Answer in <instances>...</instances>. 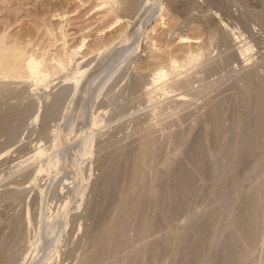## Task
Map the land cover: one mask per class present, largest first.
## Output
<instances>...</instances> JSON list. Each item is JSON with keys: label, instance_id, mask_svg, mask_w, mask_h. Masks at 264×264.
<instances>
[{"label": "bare ground", "instance_id": "1", "mask_svg": "<svg viewBox=\"0 0 264 264\" xmlns=\"http://www.w3.org/2000/svg\"><path fill=\"white\" fill-rule=\"evenodd\" d=\"M171 2L178 19L169 24L162 0H100L112 26L133 23L108 49L86 36L70 47L66 25L48 28V44L0 27V172L9 178L0 188V264H175L187 236L197 264H213L252 189L261 191L248 216L258 238L236 235L227 249L235 264H264V58L247 67L264 37V0ZM158 12L169 27L156 40L171 34L187 47L177 52L171 39L164 50L153 39L150 49L166 53L152 49L160 59L146 64L137 41ZM143 61L145 71L134 72ZM15 151L21 159L9 165ZM201 217L210 221L202 235Z\"/></svg>", "mask_w": 264, "mask_h": 264}, {"label": "rangeland", "instance_id": "2", "mask_svg": "<svg viewBox=\"0 0 264 264\" xmlns=\"http://www.w3.org/2000/svg\"><path fill=\"white\" fill-rule=\"evenodd\" d=\"M163 1V5H164V3H165V7H164V10L162 11V16H164L163 14L165 13V17H164V19H165V21H167L169 24H171L170 22L172 21V23H174V21L176 22V19H178L176 16L178 15L177 13H172V12H174L175 10H178V8L176 7L177 5L176 4H174L175 2H171V4L169 3L170 1H172V0H162ZM169 5H170V7H169ZM60 6V7H59ZM166 8V9H165ZM173 10H172V9ZM176 8V9H175ZM59 9H62L61 11L59 10ZM170 9V10H169ZM165 11V12H164ZM56 12L57 13H60V14H62V13H65L66 15L64 16V18L63 17H59L58 15L57 16H55V14H56ZM110 11L106 8V7H101L100 6V0L98 1V0H0V27L2 26V28H5V27H3V26H7L6 27V31L9 33V36H14L15 38H16V36L18 37V39L19 38H21L23 41H24V39L25 40H28V41H31L32 39H33V41H36V39H38L39 38V40H40V42H46V44H48V43H50V38L48 37L49 35L48 34H45V33H48V28L49 29H52V30H54L55 32V34H57V33H59V29H60V25H66V26H63V28L64 29H66V33L68 32V35H69V37L67 38V40L69 39L70 41V43H69V45H70V47H72V48H74V47H76L79 43H80V41H81V38L82 37H87V43L90 45V44H92V45H94V46H96L95 44H97V43H99L100 44V42L102 41H104L105 40V45H106V47H104L105 49L107 48L108 49V47H110V45L112 46V45H116V44H119V43H121V41H123L125 38V36H126V34H128L129 32V30H131L129 27L131 26V25H133V23H128V21H126L125 20V22L123 23L122 22V28L121 29H119L120 28V26L118 27H115V26H112V23L115 21V18H113L114 16L113 15H111L112 13H109ZM160 12H158V14H159ZM167 13V14H166ZM172 13V14H171ZM158 14H156L153 18H152V20L150 21V23H149V25L146 27V29H145V31L147 32H145V36L144 35H142L141 37H140V39H139V42L137 41V45H138V49L140 50V52H145V54L146 55H144V56H142V60H145V63L147 62V60L148 61H150V63H152V61H153V63H154V61H156V59H157V57H159V56H161V55H159V53L160 54H165L166 52H164V53H162V51H160L159 53H158V50L156 49V46H154V48H152L153 47V39H155V41L156 42H161V43H159L160 44V46L159 47H161L162 49L164 48V50H166V49H168L169 47V49L170 50H172V48L171 47H173L175 44H174V40H176L175 42L177 43V39H176V36L175 35H172L173 36V38H172V36L170 37V35H168L169 36V38H168V36H167V34H166V36H167V38L169 39V40H171V39H174V40H171L172 42H170L169 40V43L167 44V38L165 37V35L164 34H162V36H164L165 38H166V41L164 40L165 38L164 37H161V38H163V41H159V38H158V40H156L157 38H155V35L156 36H158L160 33H163L166 29V26L167 27H169V24L167 23L166 25H165V27H161V26H159V18H160V14L158 15ZM174 14V15H173ZM64 15V14H63ZM176 15V16H175ZM55 16V17H54ZM157 16H159L158 18H157ZM174 18H173V17ZM170 17V18H169ZM62 18V19H61ZM155 18V19H154ZM171 20V18H172V20L171 21H169V19ZM154 19V20H153ZM175 19V20H174ZM174 20V21H173ZM178 21V20H177ZM179 23L181 22V20L180 21H178ZM177 22V23H178ZM44 23V24H43ZM61 23V24H60ZM128 24H130V26H128ZM200 23H195V24H192L191 26H192V28L193 29H197V30H199L200 29ZM47 26V27H46ZM50 26V27H49ZM52 27H54L55 29H57V31L54 29V28H52ZM156 28V30L155 31H152V29L153 28ZM2 28H0V29H2ZM59 28V29H58ZM131 28H132V26H131ZM127 29H129L128 31H127ZM165 29V30H164ZM184 29H187V28H184ZM164 30V31H163ZM167 30H168V28H167ZM260 30L261 29H259V27L257 26V28H256V30H255V32H259V36L260 35H262L263 34V31L261 32L262 34H260ZM5 31V32H6ZM36 31V32H35ZM125 31V32H124ZM161 31H163V32H161ZM6 32V33H7ZM38 32V33H37ZM8 33H7V35H8ZM35 33V34H34ZM154 33V34H153ZM165 33V32H164ZM166 33H167V31H166ZM30 34V35H29ZM34 34V37L32 36ZM41 34V35H40ZM43 34V35H42ZM158 34V35H157ZM38 35V36H37ZM47 36V37H45V36ZM37 36V37H36ZM40 36V37H39ZM42 36V37H41ZM160 36H161V34H160ZM159 36V37H160ZM10 37V38H11ZM150 37V38H149ZM175 37V38H174ZM260 37H261V39H260ZM259 37V39L260 40H257V38H255L256 40V42L257 43H255V41H253L255 44H257V45H255L254 46V48H253V50H252V52H250L251 54H249V56H250V63H248L247 64V67L248 66H257L258 64H260L261 62H262V57L264 58V37H262V36H260ZM13 38V37H12ZM20 39V40H21ZM43 39V40H42ZM45 39V40H44ZM123 39V40H122ZM39 40H37V42H39ZM49 40V41H48ZM108 40V41H107ZM152 43H151V42ZM166 43H165V42ZM193 41V40H192ZM260 41L262 42V43H260ZM107 42H109V44L107 43ZM126 41H124V43H125ZM155 42V43H156ZM178 42H180V41H178ZM61 42H58V44H60ZM107 43V44H106ZM152 44V47H151V49H150V46L148 45V44ZM157 43V44H158ZM172 44V46H171V44ZM191 43H194V45H195V42L193 41V42H191ZM53 44V43H52ZM146 44V45H145ZM168 45V46H166V47H164L165 45ZM181 44H184V47H183V45H181ZM187 44H189V43H187ZM186 44V45H187ZM197 44V43H196ZM260 44V45H259ZM109 45V46H108ZM163 47H162V46ZM182 46L181 48H182V50L184 49V48H186L187 46H185V43H177V47H176V45H175V49L177 50V49H180V46ZM108 46V47H107ZM179 46V47H178ZM52 47H54V48H52V49H55V46H53L52 45ZM140 47V48H139ZM168 47V48H167ZM148 48V49H147ZM256 48V49H255ZM143 49V50H142ZM146 49V50H145ZM150 49V50H149ZM155 50V51H153V50ZM168 49V50H169ZM174 49V48H173ZM145 50V51H144ZM153 51L154 53H157L159 56H157V57H154V56H152V55H154L153 54V52H152V54H151V52L150 51ZM181 50V49H180ZM181 50V51H182ZM157 51V52H156ZM258 51V52H257ZM177 52H179L178 50H177ZM149 54V57H147L148 56V54ZM143 54V53H142ZM152 57H151V56ZM156 55V54H155ZM261 55H262V57H261ZM257 56V57H256ZM259 56V57H258ZM146 57V58H145ZM80 58V57H79ZM258 58V59H257ZM160 58H158L157 59V61L159 60ZM254 60V61H253ZM124 61H126V59H124ZM261 61V62H260ZM258 62H260V63H258ZM138 63V64H137ZM136 64H134V66H133V70H134V72H141V71H145V69L142 67V69L141 68H138L139 67V65H145V63H144V61L143 62H137ZM140 63V64H139ZM142 63V64H141ZM257 65H256V64ZM147 64V63H146ZM145 67V66H144ZM230 83V81L229 82H227V83H225V84H223L221 87H220V89H222V88H224L225 86H227L228 84ZM41 89H39V91H40ZM6 106H0V108L1 109H4ZM15 146L13 147V149H16L19 145H20V143H16V144H14ZM25 146H26V144H25ZM16 155H18V156H16ZM17 158H16V157ZM16 158V159H15ZM15 159V160H14ZM20 159L21 158H19V153H17L16 151L13 153V152H11L10 153V155H8V160L9 161H11V163H9V165L11 164V165H14L15 163H18L19 161H20ZM1 169V168H0ZM4 174H6V172L3 170V171H1L0 172V188H2L3 187V185H5V183L6 182H8L9 181V178H7L6 177V175H4ZM91 178L93 179V180H95V179H97V175L95 174V172L94 171H92L91 172ZM264 179V178H263ZM254 190V191H253ZM257 190V191H256ZM256 191V192H255ZM256 193V194H254V193ZM259 192H261L260 190L258 191V189H252V191H250V194H248L246 197H245V199L243 200V202H242V204L238 207V209H237V212H236V217H235V225H236V227H234V229H232V230H230L231 231V233H230V231H228L226 234H224L223 236H221L220 237V239H221V241H219V247H218V245H217V248H216V253L215 254H217V255H215V259L213 258V264H230V263H232L233 262V260H231V257H232V253H230L229 252V244H230V242H231V240L234 238V237H236V235L238 236L237 238H240L241 240H240V242H242V240L247 244L248 242H250L251 243V241H253V239L255 240V239H257L258 237L256 236V235H259L258 233H259V228H257V227H259L258 226V224H256V223H254V221H253V218H252V221H251V219L249 218L248 219V216L250 217V216H255V214L257 213L256 211H257V198L258 197H256V195H258L259 196ZM36 193V189H34L32 192H31V196L33 197L34 196V194ZM254 195V196H253ZM222 201L224 202V200H219V201H215V202H212V204H211V202H208L207 203V205H205V207H204V209H202L201 211H200V213H198V216H202V214L204 213V210L206 209V211H212L213 209H219V207H221L222 205H223V203H222ZM216 203V204H215ZM247 203V204H246ZM209 204V205H208ZM211 204V205H210ZM222 204V205H221ZM81 206V205H80ZM213 206H214V208H213ZM244 206V207H243ZM79 207V206H78ZM218 207V208H217ZM251 208V209H250ZM245 209V210H244ZM240 210H241V212H240ZM208 211V212H209ZM244 211V212H243ZM203 212V213H202ZM240 212V213H239ZM252 212L254 213V214H252ZM77 213H82L83 215H85L86 214V210L85 209H83V206H81L80 208H78L77 209ZM205 214V213H204ZM238 214H239V216H238ZM249 214V215H248ZM250 214H252V215H250ZM244 215H245V217H244ZM239 217V218H238ZM205 219V220H204ZM202 220V221H201ZM208 221H209V219H207ZM206 220V218H203L202 219V217H201V219H200V221H199V223L197 224V228H195V229H198L197 230V232H199V234H204L203 232H200V230H202V228L204 227V228H206L205 226H206V224H207V221ZM246 222H245V221ZM249 220V221H248ZM237 221V222H236ZM210 222V221H209ZM253 222V223H252ZM244 223V224H243ZM202 224V225H201ZM209 224V223H208ZM249 224V225H248ZM200 225H201V227H200ZM243 225V226H242ZM245 225H247V226H245ZM252 227H251V226ZM256 226V227H255ZM240 227V228H239ZM246 227V228H245ZM200 228V229H199ZM246 229V230H245ZM204 230V229H203ZM202 230V231H203ZM241 230V231H240ZM244 230V231H243ZM253 230V231H252ZM258 230V231H257ZM234 231H236V232H234ZM247 231V232H246ZM244 232H246V233H244ZM245 234V235H243V234ZM232 234V235H231ZM240 234V235H239ZM80 236L79 237H81V235H82V233L80 232V234H79ZM227 235V236H226ZM230 235H231V237H230ZM235 235V236H234ZM191 236H189V238H188V236L186 237V241L184 240V244L182 245L183 247L181 248V255L179 254V257H178V261L176 260V262H175V264H191V261H192V264L194 263V264H197V259H196V254H194V253H196L195 251H196V248H194V247H196V244L194 245V244H192V243H194V242H192L191 240V238H190ZM242 237V238H241ZM246 237V238H245ZM248 237V238H247ZM158 235H156V236H154L153 237V239L151 240L152 242L154 241V244H155V242L158 240ZM228 238V239H227ZM251 238V239H250ZM245 239V240H244ZM225 240H226V242H225ZM251 240V241H250ZM220 242H221V244H220ZM244 242H242V243H244ZM249 243V244H250ZM153 243H152V245H154ZM228 244V245H227ZM188 245V246H187ZM194 245V246H193ZM221 245V246H220ZM193 246V247H192ZM242 246L243 247H245V244L243 245H241V248H242ZM186 247V248H185ZM198 247V246H197ZM221 247V248H220ZM186 250H185V249ZM219 248V249H218ZM228 248V249H227ZM240 248V250H238V249H236V251H237V253L239 252V253H241L240 251H242V249ZM182 249H184V250H182ZM189 249V250H188ZM227 251H226V250ZM244 249V248H243ZM191 250V251H190ZM220 250V251H219ZM182 252H183V255H182ZM187 252V253H186ZM228 252V253H227ZM257 252H259L260 253V251H257ZM191 253V254H190ZM235 254H236V252H234ZM239 253H238V255H239ZM185 255V256H184ZM225 255V256H224ZM228 255V256H227ZM237 255V254H236ZM237 255V256H238ZM259 256V257H261L260 255L261 254H256L255 255V258H258V257H256V256ZM194 256V257H193ZM222 258H221V257ZM181 257V258H180ZM214 257V256H213ZM183 258H185V259H183ZM229 258V259H228ZM262 258V257H261ZM190 259V260H189ZM224 259V260H223ZM260 259V258H259ZM264 259V258H263ZM230 260V261H229ZM257 260V259H256ZM187 261V262H186ZM217 261V262H216ZM225 261V262H224ZM178 262V263H177ZM183 262V263H182ZM215 262V263H214ZM233 264H235L234 262H233Z\"/></svg>", "mask_w": 264, "mask_h": 264}]
</instances>
